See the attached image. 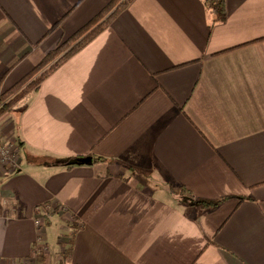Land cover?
Wrapping results in <instances>:
<instances>
[{"label": "crops", "instance_id": "0c3cea01", "mask_svg": "<svg viewBox=\"0 0 264 264\" xmlns=\"http://www.w3.org/2000/svg\"><path fill=\"white\" fill-rule=\"evenodd\" d=\"M108 1L0 0V90ZM225 11L210 26L203 0H131L0 114L19 157L0 261L31 255L39 217L38 264L66 235L68 264H264V0Z\"/></svg>", "mask_w": 264, "mask_h": 264}, {"label": "trees", "instance_id": "16d2710c", "mask_svg": "<svg viewBox=\"0 0 264 264\" xmlns=\"http://www.w3.org/2000/svg\"><path fill=\"white\" fill-rule=\"evenodd\" d=\"M131 0H109L95 15L88 21L77 28L68 37L60 40L55 47L46 52L41 60L36 63L27 73L20 77L16 82L5 90H0V114L9 110V108L21 99L24 95L31 91H36L43 78L53 72L64 60L73 53L80 50L88 43L95 35L106 28L112 18L125 9ZM204 7L209 19V25L221 22L225 19V0H203ZM18 141V139H17ZM78 159L85 163H91L86 160L85 155L77 156ZM91 158V157H90ZM97 160H103L102 157H95ZM172 194H186L191 201L201 204L202 206H214L221 202L225 197L217 199H200L195 196L185 187H177L172 184L168 186ZM244 199V196H239ZM47 220V219H45ZM72 232L77 229L75 223H71ZM73 234V233H72ZM73 236V235H72ZM35 245V244H34ZM33 245V249L35 248ZM71 245H67L62 252V257L59 264H68L66 262ZM42 256L40 253L38 258Z\"/></svg>", "mask_w": 264, "mask_h": 264}, {"label": "built area", "instance_id": "2783aa9c", "mask_svg": "<svg viewBox=\"0 0 264 264\" xmlns=\"http://www.w3.org/2000/svg\"><path fill=\"white\" fill-rule=\"evenodd\" d=\"M17 140L12 141H3L0 137V172H7L13 169H16L19 166V157L17 153ZM34 224L38 229V235L36 239V243L34 245V249L26 258L18 259V260H9V261H0V264H34L35 259L37 260V256L41 253L44 254L46 251V246L40 240L41 237V229L44 226V219L36 217L34 218ZM71 237V236H69ZM67 238L64 241V247L69 244L70 238ZM38 264V262H37Z\"/></svg>", "mask_w": 264, "mask_h": 264}, {"label": "rangeland", "instance_id": "374dc122", "mask_svg": "<svg viewBox=\"0 0 264 264\" xmlns=\"http://www.w3.org/2000/svg\"><path fill=\"white\" fill-rule=\"evenodd\" d=\"M66 237H69V236H68V235H66ZM37 262H38V261L35 259V261H34V264H37Z\"/></svg>", "mask_w": 264, "mask_h": 264}]
</instances>
